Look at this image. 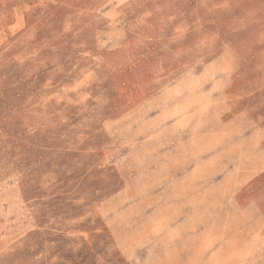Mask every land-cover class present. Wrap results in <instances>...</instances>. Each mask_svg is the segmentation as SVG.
I'll return each instance as SVG.
<instances>
[{
    "label": "rangeland",
    "instance_id": "1",
    "mask_svg": "<svg viewBox=\"0 0 264 264\" xmlns=\"http://www.w3.org/2000/svg\"><path fill=\"white\" fill-rule=\"evenodd\" d=\"M0 264H264V0H0Z\"/></svg>",
    "mask_w": 264,
    "mask_h": 264
}]
</instances>
